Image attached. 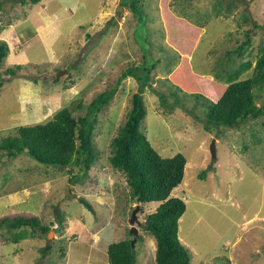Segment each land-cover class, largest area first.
I'll return each instance as SVG.
<instances>
[{
  "label": "rangeland",
  "instance_id": "obj_1",
  "mask_svg": "<svg viewBox=\"0 0 264 264\" xmlns=\"http://www.w3.org/2000/svg\"><path fill=\"white\" fill-rule=\"evenodd\" d=\"M0 1V43L9 47L1 66L0 142L66 107L76 119L83 117L99 95L118 87L97 114L98 158L88 177L71 182L77 169L42 165L25 153L9 159L0 151V221L37 218L50 228L48 233L0 228V264H109L108 246L133 238L130 220L137 206V264H156V240L144 231V222L159 203L133 202L125 176L109 163L111 142L141 91L147 113L142 132L163 158L187 159L184 180L171 197L187 205L179 239L191 264H264V116L206 131L207 110L189 95L218 101L187 86L196 85L194 78L174 75L185 58L170 41L171 36L185 41L191 27L197 28L188 60L197 73L225 85L219 77L227 80L250 61L253 68L240 80L250 78L264 49V31L256 28L264 26V0H141L144 28L127 7L120 8L124 0ZM247 38L251 43L242 55L228 54ZM143 66H154L149 82L141 72L121 80L128 69ZM7 69L17 74L8 76ZM172 92L181 100L174 109ZM214 139L216 160L210 151ZM18 233L25 237L16 243Z\"/></svg>",
  "mask_w": 264,
  "mask_h": 264
},
{
  "label": "trees",
  "instance_id": "obj_2",
  "mask_svg": "<svg viewBox=\"0 0 264 264\" xmlns=\"http://www.w3.org/2000/svg\"><path fill=\"white\" fill-rule=\"evenodd\" d=\"M40 1L20 0L24 5L28 3L35 5ZM120 6L127 7L133 15L137 16L139 27L144 28V24L147 23V15L144 6L141 5V0H124ZM2 8L3 3L0 1V13ZM174 20L181 23L185 21L179 18ZM256 28L264 31V26L257 25ZM195 29L197 28L191 27L193 31L188 32L186 35L188 39L185 41L179 40L175 36L173 38L171 36L170 41L175 43L181 52L190 55L200 34ZM250 43L251 39L247 38L239 48L229 51L228 54L242 55L243 49L248 47ZM8 51V45L1 42L0 79L2 78L1 66ZM145 58V61L148 60L147 57ZM153 67L149 66V68L144 69L145 66H143L142 69H128L122 75L121 80L123 81L129 76L140 75L141 72L144 82L147 83L151 80L150 72ZM15 68L20 70L21 66H15ZM252 68V62L248 61L241 64L237 70L228 76L227 80L219 77L218 80L227 83L228 87L216 103L200 94L189 95L198 102L202 101L207 110L206 131L212 132L215 127L237 128L240 123L257 120L264 116V102L262 105L259 104L260 99L264 96V49L255 63L252 76L240 80V77ZM16 74L15 69L6 70L8 76H15ZM198 79L196 77L194 80L196 85L191 82L187 86L201 90L212 99H218L225 89V87L214 84V86H210L209 83L211 82L209 81L201 83ZM2 87L3 83L0 81V88ZM117 88H112L99 95L83 117L76 119L73 111L66 107L46 123L19 127L14 137L1 140L0 151H4V155L9 159H16L25 153L42 165L77 169V173L71 182L82 177H88L89 171L98 158L94 144L97 114L113 99L117 93ZM142 92L133 95L132 108L127 114L126 121L111 142L109 163L113 170L125 176L130 190L129 196L133 202L143 207L148 203H159L156 210L147 214L144 222V231L156 240L155 263L191 264V254L179 239V223L186 212L187 205L182 199L171 197L174 190L184 180L187 159L182 154H177L172 158H163L142 132V123L147 114ZM171 96L175 98L173 109L180 107L181 100L178 97V92H172ZM160 99L163 104H167L161 95ZM205 176L206 172H203L200 177L203 179ZM80 202L86 209L93 211L92 205L86 199L82 198ZM4 226L9 230L31 227L32 229L40 228L44 233L50 231V228L41 225L37 218H5L0 221V228ZM24 237L23 233H18L14 237V242L17 243ZM132 240L133 238H129L111 243L108 246L109 264H137V253L136 249L132 247ZM42 251L44 252L45 249Z\"/></svg>",
  "mask_w": 264,
  "mask_h": 264
},
{
  "label": "crops",
  "instance_id": "obj_3",
  "mask_svg": "<svg viewBox=\"0 0 264 264\" xmlns=\"http://www.w3.org/2000/svg\"><path fill=\"white\" fill-rule=\"evenodd\" d=\"M181 57L183 58H185V60H183L182 62H180V63H178L177 64V66L176 67H174L173 69H174V71L173 72H175L174 73V75L176 74V73H180V72H183V77H184V79H195L196 77L197 78H199L198 80H199V82H201V83H204V82H211V83H209L210 84V86H214V85H216V86H222V87H225V89H224V91H223V94H224V92H225V90L227 89V87H228V84H225V85H223L222 83V85H219L218 83H216V82H214L213 80H211V79H209L208 80V78L207 77H205V76H203L202 74H199V73H197L193 68H192V66L190 65V63H189V58H190V55L189 54H183V55H181ZM188 63H189V65H188ZM188 77V78H187ZM214 84V85H213ZM223 94H221V96L218 98V99H216L217 101H219L220 100V98L222 97V95ZM215 100V99H214ZM216 102V101H215Z\"/></svg>",
  "mask_w": 264,
  "mask_h": 264
},
{
  "label": "water",
  "instance_id": "obj_4",
  "mask_svg": "<svg viewBox=\"0 0 264 264\" xmlns=\"http://www.w3.org/2000/svg\"><path fill=\"white\" fill-rule=\"evenodd\" d=\"M120 8L122 7L120 6ZM216 144H217L216 139H214L210 146V151L214 160H216L217 158ZM67 193L69 194V190ZM139 210H140V206H137L136 209L133 211L130 220V225H131L130 234L133 236V240L131 244L133 249H135L136 243L139 239V231L138 228L136 227V225H140V221L137 218V213L139 212Z\"/></svg>",
  "mask_w": 264,
  "mask_h": 264
}]
</instances>
